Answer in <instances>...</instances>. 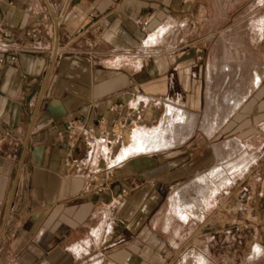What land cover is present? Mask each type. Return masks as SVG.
I'll return each instance as SVG.
<instances>
[{
	"label": "crops",
	"instance_id": "crops-1",
	"mask_svg": "<svg viewBox=\"0 0 264 264\" xmlns=\"http://www.w3.org/2000/svg\"><path fill=\"white\" fill-rule=\"evenodd\" d=\"M0 16L12 40L39 31L0 66V264H264V173L203 184L223 141L264 160V0H0ZM169 104L192 128L135 152ZM126 111L111 178L64 165L85 154L64 122Z\"/></svg>",
	"mask_w": 264,
	"mask_h": 264
},
{
	"label": "built area",
	"instance_id": "built-area-1",
	"mask_svg": "<svg viewBox=\"0 0 264 264\" xmlns=\"http://www.w3.org/2000/svg\"><path fill=\"white\" fill-rule=\"evenodd\" d=\"M38 33L36 29L27 32L26 36L18 40H12L13 35L3 27L0 16V66L3 67L8 61L16 62L21 53L35 51L28 47L27 38H36ZM136 125L137 118L131 111H126L124 115L111 120L104 116L93 120L84 116L71 117L57 131L58 138L69 156L76 149L77 143L84 139L85 154L78 160L69 157L64 165L89 167V178L100 177L101 183H104L132 153L124 146L121 134L125 128H134ZM99 186L98 189L101 190L102 184Z\"/></svg>",
	"mask_w": 264,
	"mask_h": 264
},
{
	"label": "rangeland",
	"instance_id": "rangeland-1",
	"mask_svg": "<svg viewBox=\"0 0 264 264\" xmlns=\"http://www.w3.org/2000/svg\"><path fill=\"white\" fill-rule=\"evenodd\" d=\"M177 107L179 111L183 112L182 109H180L176 105L169 104L166 109V116L164 118V122L160 126H156L153 128H150L148 130H144L143 132H138L135 135H130L129 138L130 140L133 141L135 140V136L138 134V137H142V139H149V136L152 134V132L160 127L166 126L167 124V119L169 116V108L170 107ZM193 119V118H192ZM189 129L190 127L187 126ZM176 131H173V135L176 134ZM148 134V135H147ZM145 138H144V136ZM172 135V134H171ZM231 148V147H230ZM253 151H257L256 148L252 149L250 153H248L243 147L238 146L236 144H232L231 152L225 148V143L223 141L222 145L220 144L218 146V157L215 160V162L212 164L209 170L205 171L203 173V176L208 177L209 179L204 180L203 184L206 182V185L214 184L215 179L222 181V183L227 181V178H223L226 176V173L229 172L231 173L232 171L235 172V174H241L242 171L245 172V170L251 171V173L256 174V173H264V160L261 159L262 161H258V153L256 152L254 155L252 154ZM136 152H141V151H136ZM249 168V169H248ZM221 170V171H220ZM216 175V176H215ZM220 178H223L220 180ZM202 180V181H203ZM202 184V185H203ZM190 185H195L194 183ZM205 185V184H204ZM250 185L251 186H258L257 181L255 183L254 179L250 180ZM251 197L254 199V202L258 201V195H251ZM264 199V198H263Z\"/></svg>",
	"mask_w": 264,
	"mask_h": 264
},
{
	"label": "bare ground",
	"instance_id": "bare-ground-1",
	"mask_svg": "<svg viewBox=\"0 0 264 264\" xmlns=\"http://www.w3.org/2000/svg\"><path fill=\"white\" fill-rule=\"evenodd\" d=\"M168 112H169L168 113L169 116H168V119H167L166 126H163V127H160L158 129L154 130L152 132V134L149 136V139H147V140L142 139V137H138V134L134 137L135 140H134V143H133L132 147H133V150L135 152L136 151H145V150H152L153 151L155 149H159V148L167 145L168 142H169V138H171V134L173 135V131L177 128V126L179 127L178 123L183 124V122H187L188 123L187 126L192 128L193 119L189 118L188 116H186V114L184 112L179 111V109L177 107H174V106L170 107ZM144 138H145V136H144ZM203 178H201L200 180L202 181ZM179 211H182V210H179ZM184 212H186V211H184ZM182 213H181L180 216H182ZM186 214H187V212H186Z\"/></svg>",
	"mask_w": 264,
	"mask_h": 264
}]
</instances>
